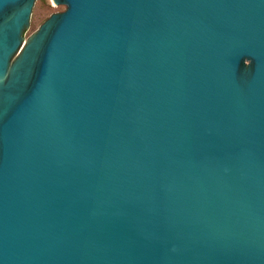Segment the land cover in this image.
<instances>
[{
  "label": "water",
  "instance_id": "obj_1",
  "mask_svg": "<svg viewBox=\"0 0 264 264\" xmlns=\"http://www.w3.org/2000/svg\"><path fill=\"white\" fill-rule=\"evenodd\" d=\"M0 0V264H264V0Z\"/></svg>",
  "mask_w": 264,
  "mask_h": 264
},
{
  "label": "rangeland",
  "instance_id": "obj_2",
  "mask_svg": "<svg viewBox=\"0 0 264 264\" xmlns=\"http://www.w3.org/2000/svg\"><path fill=\"white\" fill-rule=\"evenodd\" d=\"M63 11V6H56L51 0H35L28 29L24 35V39L33 34L39 26L55 13Z\"/></svg>",
  "mask_w": 264,
  "mask_h": 264
}]
</instances>
